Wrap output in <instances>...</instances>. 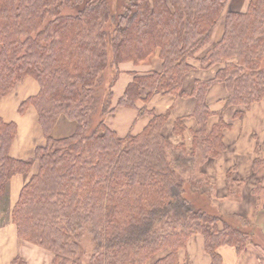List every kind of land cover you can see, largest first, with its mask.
<instances>
[{
	"label": "trees",
	"instance_id": "trees-1",
	"mask_svg": "<svg viewBox=\"0 0 264 264\" xmlns=\"http://www.w3.org/2000/svg\"><path fill=\"white\" fill-rule=\"evenodd\" d=\"M224 4L0 0V98L25 76L34 78L38 92L21 101L18 112L32 105L45 139L29 158H14L9 151L16 123L0 117V198L12 176L28 175L11 220L22 241L52 252V264H145L162 251L152 264H177L178 250L193 234L202 235L209 264H223L217 251L223 244L237 253L247 243L264 247V237L258 238L257 228L243 215L216 208L215 186L201 169L225 150L223 132L231 123L224 109L235 107L232 117L241 119L264 97V0H249L244 11H227L222 34L212 42ZM156 51L160 70L134 71L113 105L109 97L118 64H148ZM194 59L200 67H217L209 77L192 78L185 89ZM104 70L111 76L104 87L108 100L99 101L93 89ZM217 83L225 90L224 105L212 109L208 93ZM141 89H146L144 96ZM156 93L194 99L185 116L195 126L187 127L185 116H178L169 130L180 142L162 133L168 112L146 106L138 109L150 115L141 131L118 136L106 126L105 116L114 107L134 108ZM60 116L74 121L75 128L53 137ZM259 148L254 170L264 165V131ZM230 173L227 182L233 183ZM85 233L93 248L83 261ZM11 264L27 263L17 255Z\"/></svg>",
	"mask_w": 264,
	"mask_h": 264
},
{
	"label": "crops",
	"instance_id": "crops-1",
	"mask_svg": "<svg viewBox=\"0 0 264 264\" xmlns=\"http://www.w3.org/2000/svg\"><path fill=\"white\" fill-rule=\"evenodd\" d=\"M249 0H225L222 11V18L216 24L211 41H217L223 31L224 15L229 10L244 11ZM210 46L204 47V50L198 52L197 57L203 56ZM193 64L196 66L188 72L184 81H191L194 77H209L213 74V70L217 66H213L212 71H206L200 67L194 59ZM161 67V59L156 51L151 61L148 64L134 65L132 62H121L119 65V86L117 97L121 95L125 85L130 81L132 73L159 71ZM210 69V68H209ZM39 86L35 79L31 76H25L20 82L16 83L12 90L2 98H0V117L5 121H14L16 123V135L10 147V155L14 158L26 159L29 158L36 146L42 145L45 141L40 126L37 121V115L34 107L28 105L22 113L18 112V107L21 101L38 92ZM146 89H141L142 96L145 95ZM224 91L222 84H215L208 93V104L210 108L219 109V96L223 97ZM153 95L150 100L144 104L142 100L136 102V107L116 106L106 116L105 124L114 130L118 136H124L128 132L137 133L141 131L147 121L150 119L148 113H140L138 109H143L146 106L152 108L156 112H168L167 125H172L174 119L178 116H185L192 111L194 99L188 97H174L168 95L164 98H158ZM220 97V98H221ZM264 97L253 103L247 109L241 119H231V127L223 132V141H225L226 153L224 159H214L215 163H210L213 168L202 170L208 175L215 186L216 201H218V209L222 213H238L243 215L250 224L257 228L259 239L264 237V190L257 189L264 186V165L256 170L253 169L252 160L258 142L257 135L259 130L264 131ZM211 116V121H213ZM253 120L250 125L249 120ZM187 127L195 126L192 117L185 116L182 118ZM215 120V119H214ZM75 128V122L60 116L55 122L51 135L53 137H62L69 135ZM170 129V128H169ZM184 131V136L186 137ZM263 137V136H262ZM261 138V137H260ZM231 139V141H229ZM262 139V138H261ZM232 153L230 158L226 154ZM209 160V159H208ZM213 159L210 161L212 162ZM221 162V163H219ZM223 162V163H222ZM222 166V167H221ZM210 169V170H209ZM33 170V169H32ZM231 172V178L234 183L238 184V192L231 195L228 191L226 182V173ZM28 175L15 174L7 184L5 199L7 203L2 202L3 212H0L2 220L0 221V264H11L12 259L21 255L27 264H52L53 254L51 251L39 247L35 244L22 241L16 231V226L11 220V209L18 197L19 191ZM223 182H219L220 180ZM221 180V181H222ZM221 186V187H220ZM220 188L223 189L219 193ZM257 189V190H256ZM1 209V210H2ZM264 242V241H262ZM218 253L222 258L223 264H264V247L256 246L252 243H247L240 253H237L234 246L223 244L217 248ZM164 251L156 255L159 257ZM153 256L145 264H152L156 258ZM210 257L204 250V241L201 234L191 235L185 246L177 252V264H209Z\"/></svg>",
	"mask_w": 264,
	"mask_h": 264
},
{
	"label": "rangeland",
	"instance_id": "rangeland-1",
	"mask_svg": "<svg viewBox=\"0 0 264 264\" xmlns=\"http://www.w3.org/2000/svg\"><path fill=\"white\" fill-rule=\"evenodd\" d=\"M119 65L120 64H118V67H119ZM203 69H206L205 67L203 68ZM105 71L106 70H104V72L103 73H101L100 74V76H99V79H98V81H97V84L95 85V88L93 89V95L95 96V99H97V100H99V101H107L108 100V97H107V95L105 94V91H104V87H106V85L108 84V82L110 81V79H111V76H110V74L107 72L106 74H105ZM119 68H118V72L116 73V74H114L113 75V79H112V83H111V90H112V94H111V96L109 97V101L110 102H112V104L113 105H115V103H116V100H117V93H116V91L118 92V86H119V84H118V82H119ZM206 71H212V68H210V69H206ZM34 79V78H33ZM37 82V81H36ZM39 86V85H38ZM183 87L185 88V89H188L189 87H190V81H184L183 82ZM222 89H223V91H224V94H225V90H224V88H223V86H222ZM145 93V92H144ZM122 94V93H121ZM155 96H157L156 97V99H158V98H164V97H166V96H168V95H162V94H160V93H156V94H154ZM220 97L221 96H219L218 98V100H219V102H217V105H219V108H222L223 107V99L222 100H220ZM224 97V96H223ZM223 97H221V98H223ZM98 101V102H99ZM255 103V102H254ZM210 106V105H209ZM264 107V106H263ZM213 109V108H212ZM234 109H235V107H233V106H227L225 109H224V111H223V115H224V119L226 120V121H228V122H231V119L230 118H232V119H234V120H237L238 118H233L232 117V114H233V111H234ZM246 110V109H245ZM213 118L215 119L216 117H214L213 116ZM213 119V120H214ZM212 120V119H211ZM253 118H252V120H249V123H250V125L251 124H253ZM169 128H171V125H167L166 123L164 124V126L162 127V133L165 135V136H167L169 139H170V141L171 142H173V143H176V142H180L181 140V137H177V136H173V135H169ZM225 131V130H224ZM263 136V133H262V130H259V134L257 135V140H258V142H260L262 139L261 138H263L262 137ZM261 137V138H260ZM185 138V143H186V145L188 146L189 145V134H188V132H186V137L184 136L183 137V139ZM229 141H231V139L229 140ZM224 145H225V141H224ZM257 148H256V150H255V152H254V157H256V156H260L261 154H262V152H261V150H260V148H259V143L257 144V146H256ZM222 153H226V150H224ZM232 155V153H230V154H226V156H227V158H230V156ZM224 156L225 155H220V156H218V157H215V158H212L213 159V161L212 162H210L212 159H207L206 161H204L203 162V164L202 165H204V163H205V165L203 166V169H206V168H213V167H211V166H209L210 165V163H215L214 162V159H215V161H216V158L218 159H224ZM219 163H221V162H219ZM223 163V162H222ZM202 165H201V169H202ZM196 167V166H195ZM222 167V166H221ZM210 170V169H209ZM204 171V170H203ZM230 178H231V173H230ZM231 179H233V178H231ZM222 180V179H221ZM219 181L220 183L221 182H223V180L222 181ZM229 179H227V173H226V182L228 181ZM210 181H211V179H210ZM212 182V181H211ZM222 184V183H221ZM238 184H241V183H228L227 182V184H225L226 186L228 185V191H230V194H229V196H227V198H229L231 195H235L237 192H238ZM221 187V186H220ZM262 189L264 190V186H262ZM216 189L214 188V195H213V199H212V202L214 203V205L216 206V208H218V201L220 200L219 198L220 197H218V199H217V201H216V198H217V196L215 195L216 194V191H215ZM223 192V189L222 188H220V191H219V193H222ZM3 198H0V212H3V209H2V202H3V200H2ZM7 198L5 199L4 198V202L5 203H7ZM2 209V210H1ZM221 212V211H220ZM3 218H2V216H0V221L2 220ZM82 238V242H81V244H80V256H81V258H82V260L83 261H86L87 260V258H88V256L90 255V253H91V251H92V248H93V241H92V239L89 237V235L88 234H84V236H82L81 237Z\"/></svg>",
	"mask_w": 264,
	"mask_h": 264
}]
</instances>
